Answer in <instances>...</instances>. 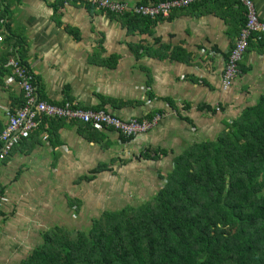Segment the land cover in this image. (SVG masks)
<instances>
[{
    "label": "crops",
    "instance_id": "obj_1",
    "mask_svg": "<svg viewBox=\"0 0 264 264\" xmlns=\"http://www.w3.org/2000/svg\"><path fill=\"white\" fill-rule=\"evenodd\" d=\"M120 1L134 6L158 0ZM253 1L264 20V0ZM191 6L166 19L133 22L131 30L126 17L76 2L0 1V133L8 110L23 102L11 57L28 65L42 100L123 119L168 114L130 139L113 130L100 137L84 123L44 120L0 162V264L28 262L52 227L84 230L103 208L150 199L173 170L175 156L216 140L264 95V45L256 40L234 84L222 86L243 10L229 0ZM175 51L181 60L170 59ZM146 151L155 153L141 156ZM101 163L107 168L87 180Z\"/></svg>",
    "mask_w": 264,
    "mask_h": 264
},
{
    "label": "trees",
    "instance_id": "obj_2",
    "mask_svg": "<svg viewBox=\"0 0 264 264\" xmlns=\"http://www.w3.org/2000/svg\"><path fill=\"white\" fill-rule=\"evenodd\" d=\"M229 1L243 10L244 27V7ZM120 17L131 30L133 22L156 20ZM254 40L264 45V36L255 34L249 47ZM170 59L182 58L175 51ZM83 125L101 137L103 131ZM173 162L152 198L107 210L87 230L50 228L25 264H264V95L216 140L189 146ZM106 168L99 164L86 179Z\"/></svg>",
    "mask_w": 264,
    "mask_h": 264
},
{
    "label": "built area",
    "instance_id": "obj_3",
    "mask_svg": "<svg viewBox=\"0 0 264 264\" xmlns=\"http://www.w3.org/2000/svg\"><path fill=\"white\" fill-rule=\"evenodd\" d=\"M58 1L64 5L76 2L116 16L132 14L144 18L166 19L171 16L173 11L186 9L203 0H158L150 3H138L134 6H131L127 1L120 0ZM234 1L244 7L246 24L241 29L239 37L225 62L222 76V86L225 90L229 89L241 74L240 62L247 52L250 39L255 34L264 36V20L258 15L253 0ZM0 41H3V36H0ZM8 62L17 84L22 90L23 102L19 107L10 108L7 112L8 123L0 133L1 163L10 156L13 149L22 140L29 139L46 119L84 123L99 131L113 130L125 137H135L147 133L163 117L168 115L157 113L151 119H123L104 110L84 109L74 103L54 104L39 98L34 83V75L25 62L14 57H11ZM217 110L219 111L220 108L217 107ZM42 138L48 140L49 135L45 133ZM1 184L0 176V189Z\"/></svg>",
    "mask_w": 264,
    "mask_h": 264
},
{
    "label": "rangeland",
    "instance_id": "obj_4",
    "mask_svg": "<svg viewBox=\"0 0 264 264\" xmlns=\"http://www.w3.org/2000/svg\"><path fill=\"white\" fill-rule=\"evenodd\" d=\"M26 140V139H25ZM12 153V152H11ZM1 176V175H0ZM1 179H2V177H1ZM151 198H152V196H151ZM146 200H149V198L148 199H144V201H142L140 198H137V200H133V201H131V202H127V204H129V205H134V206H136V205H138V204H140V203H143V202H145ZM140 202V203H139ZM123 204H125V203H123ZM123 208V207H122ZM110 209H112V208H109V207H107V208H103V209H101L100 210V213H96L98 216L102 213V211H104V210H110ZM118 210H121V208L119 209V208H117ZM91 218H89V220H90ZM82 228H84V230H87V229H89L90 228V225H88V226H84V227H82Z\"/></svg>",
    "mask_w": 264,
    "mask_h": 264
},
{
    "label": "bare ground",
    "instance_id": "obj_5",
    "mask_svg": "<svg viewBox=\"0 0 264 264\" xmlns=\"http://www.w3.org/2000/svg\"><path fill=\"white\" fill-rule=\"evenodd\" d=\"M254 2V1H253Z\"/></svg>",
    "mask_w": 264,
    "mask_h": 264
}]
</instances>
